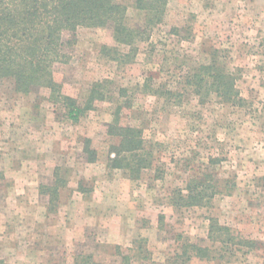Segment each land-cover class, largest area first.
Returning <instances> with one entry per match:
<instances>
[{"label":"rangeland","instance_id":"1","mask_svg":"<svg viewBox=\"0 0 264 264\" xmlns=\"http://www.w3.org/2000/svg\"><path fill=\"white\" fill-rule=\"evenodd\" d=\"M122 1L127 23L141 24L143 13L133 0ZM173 27L182 29L181 36ZM69 37L64 34L65 41ZM110 41L108 30L79 27L64 48L68 62L52 66L62 93L82 107L93 83L107 80L100 89L111 97L95 101L77 120L48 98L47 89L18 92L11 79H0L1 264H73L79 253L103 264H162L181 242L207 243L210 217L254 240L257 249L239 261L194 258L191 264H259L264 257V0H168L161 27L138 44L132 62L106 57L100 46ZM214 51L234 70L242 106L214 95L202 102L191 90L173 104L141 90L149 76L155 84L182 82L189 66ZM120 88L132 105L121 110L119 123L139 127L148 143H160L159 161L136 177L112 162L118 137L107 125ZM126 159L132 164L130 156ZM198 171L212 173L223 193L208 207L171 206L172 190ZM55 181L59 195L50 201L42 187ZM134 240L145 244L139 254L128 250Z\"/></svg>","mask_w":264,"mask_h":264},{"label":"trees","instance_id":"2","mask_svg":"<svg viewBox=\"0 0 264 264\" xmlns=\"http://www.w3.org/2000/svg\"><path fill=\"white\" fill-rule=\"evenodd\" d=\"M167 2L133 0L136 10L143 13V20L141 24L132 26L127 23V5L122 0H0V79H11L18 92L27 93L36 87L47 89L48 98L54 103H61L68 116L77 120L79 114L91 108L95 101H103L111 96L103 92L102 83L107 80L95 81L82 107L74 98L63 94L60 84L55 81L52 66L57 62H68L69 54L64 48L70 44L76 30L79 27L108 30L111 41L102 43L100 51L119 64L132 62L138 44L149 41L154 28L161 27ZM181 30L173 27L171 32L179 35ZM65 33L70 35L66 41ZM206 55L187 68L182 82L155 84L154 77L149 76L141 90L173 104L181 102L184 93L191 90L202 102L214 95L232 107L242 106L244 98L237 88L234 70L220 62L215 51ZM178 85H181L180 90ZM121 96L123 98L120 100ZM131 105V98L125 96L124 88H120L117 105L111 112L113 119L107 127L112 136L118 137L113 147L117 156L112 161L113 165L128 168L136 177L142 169H153L154 163L159 161L160 143H148L139 127L119 123L121 110ZM127 156L131 157L132 164L128 163ZM160 175L156 177L160 178ZM42 188L43 192L49 194L50 201L57 200L59 190L56 181ZM221 193L219 180L212 173L198 171L187 177L183 187L172 190L169 203L175 208L208 207ZM209 220L207 243L181 242L178 250L162 264H191L194 258L234 262L257 249L254 240L238 236L216 218L210 217ZM132 244L128 250L137 254L145 245L141 240H134ZM119 249V246H115L114 251L119 253ZM143 251L147 250L144 248ZM123 257L129 258L128 255ZM73 264L103 263L90 253H79L73 257ZM259 264H264V257Z\"/></svg>","mask_w":264,"mask_h":264}]
</instances>
